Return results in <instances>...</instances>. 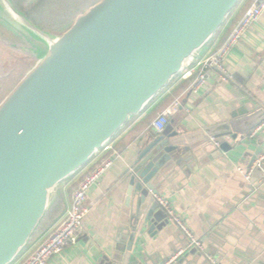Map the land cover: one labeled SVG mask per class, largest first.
<instances>
[{"label": "water", "instance_id": "obj_1", "mask_svg": "<svg viewBox=\"0 0 264 264\" xmlns=\"http://www.w3.org/2000/svg\"><path fill=\"white\" fill-rule=\"evenodd\" d=\"M241 1L100 0L55 37L12 0H0L1 23L40 52L38 43L47 45L0 103V264L15 263L56 188L146 110ZM243 94L230 120L194 132L167 126L145 140L121 178L139 218L155 222L158 181L178 154L208 136L236 139L264 122V91ZM133 236L127 252L116 251L107 264H140Z\"/></svg>", "mask_w": 264, "mask_h": 264}, {"label": "crops", "instance_id": "obj_2", "mask_svg": "<svg viewBox=\"0 0 264 264\" xmlns=\"http://www.w3.org/2000/svg\"><path fill=\"white\" fill-rule=\"evenodd\" d=\"M253 1L239 3L185 70L221 45ZM227 66V81L216 69H210L206 84L197 90L191 88L193 77L183 78L185 70L175 76L144 112L132 116L87 165L56 188L27 248L42 242L69 211L73 193L84 175L118 151L121 157L90 189V210L83 220L79 241L52 256L48 264H107L116 251L127 252L132 234V254L140 264H166L180 250L185 251L171 264H264V166L250 180L237 170L251 166L264 150V128L256 136L251 135L252 129L236 139L223 134L208 136L206 142L194 143L189 152L178 154L165 165L158 181L159 195L167 198L186 220L204 243V250L188 247L187 237L168 222L159 205L153 212V217L157 215L155 222H144V213L139 218L134 198L127 203L128 182L121 181L145 140L153 134V120L174 100L179 99L181 106L167 126L181 133L194 132L230 120L237 98L245 96L243 90L251 94L264 91V12L233 48Z\"/></svg>", "mask_w": 264, "mask_h": 264}, {"label": "built area", "instance_id": "obj_3", "mask_svg": "<svg viewBox=\"0 0 264 264\" xmlns=\"http://www.w3.org/2000/svg\"><path fill=\"white\" fill-rule=\"evenodd\" d=\"M264 12V0H254L246 9L244 14L236 22L235 26L212 53L205 56L197 65L187 69L183 73V78H192L191 88L197 90L206 84L208 71L216 69L223 81L229 79L227 59L233 48L244 38L248 28L256 23ZM181 106L179 99L173 101L171 106L160 113L152 122L151 127L154 132L161 133L169 123L170 117L176 113ZM264 128V122L254 128L252 136H256ZM121 157V153L114 151L110 156L105 157L101 162L89 170L75 189L69 211L60 222L53 228L49 235L33 249H25L16 264H48L50 258L61 253L67 246L74 245L79 241L83 220L90 210L88 202L90 189L100 180L102 175L112 166L114 161ZM264 166V150L255 158L248 168L238 167L247 180ZM158 205L164 210L169 223L178 227L188 240V247L204 250V243L193 232L186 220L170 204L169 200L159 194L155 196ZM185 250H180L168 263L175 262ZM215 263V259L211 258Z\"/></svg>", "mask_w": 264, "mask_h": 264}, {"label": "rangeland", "instance_id": "obj_4", "mask_svg": "<svg viewBox=\"0 0 264 264\" xmlns=\"http://www.w3.org/2000/svg\"><path fill=\"white\" fill-rule=\"evenodd\" d=\"M99 1L59 0L60 7H48L46 5L51 4L47 2L44 5L36 4L31 10V16L26 11L24 13L30 22L57 37L64 33L79 15ZM30 5L31 3L27 4L28 8ZM38 45L44 47L41 52V49L36 50L32 43L12 32L7 25H0V103L36 65L40 59L37 56L43 57L47 45L40 43Z\"/></svg>", "mask_w": 264, "mask_h": 264}, {"label": "trees", "instance_id": "obj_5", "mask_svg": "<svg viewBox=\"0 0 264 264\" xmlns=\"http://www.w3.org/2000/svg\"><path fill=\"white\" fill-rule=\"evenodd\" d=\"M68 1V0H65ZM15 7H17L20 11L27 12L29 16L32 15V9L38 5H44L45 3H50L51 6L46 5L48 7H60L59 0H12ZM31 3L30 7L28 8L27 4ZM35 20V19H34ZM0 25H3L0 21Z\"/></svg>", "mask_w": 264, "mask_h": 264}]
</instances>
